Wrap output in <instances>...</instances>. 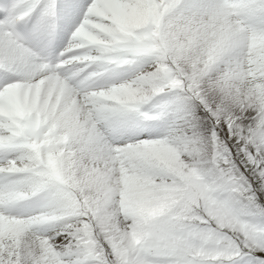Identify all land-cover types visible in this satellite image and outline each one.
<instances>
[{
	"label": "snow or ice",
	"instance_id": "1",
	"mask_svg": "<svg viewBox=\"0 0 264 264\" xmlns=\"http://www.w3.org/2000/svg\"><path fill=\"white\" fill-rule=\"evenodd\" d=\"M0 264H264V0H0Z\"/></svg>",
	"mask_w": 264,
	"mask_h": 264
}]
</instances>
